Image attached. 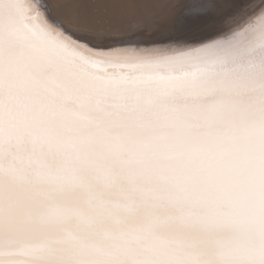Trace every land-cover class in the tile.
I'll use <instances>...</instances> for the list:
<instances>
[{
	"label": "snow or ice",
	"instance_id": "1",
	"mask_svg": "<svg viewBox=\"0 0 264 264\" xmlns=\"http://www.w3.org/2000/svg\"><path fill=\"white\" fill-rule=\"evenodd\" d=\"M176 6L0 0V264H264V242L160 243L151 212L102 230L134 206L118 170L141 131L209 102L264 122V0Z\"/></svg>",
	"mask_w": 264,
	"mask_h": 264
},
{
	"label": "clouds",
	"instance_id": "2",
	"mask_svg": "<svg viewBox=\"0 0 264 264\" xmlns=\"http://www.w3.org/2000/svg\"><path fill=\"white\" fill-rule=\"evenodd\" d=\"M120 160L119 187L132 193L134 206L102 230L134 229L151 212L165 219L157 229L163 244L204 239L242 250L264 242V122L244 108L209 102L195 114L155 122ZM72 199H80L78 191Z\"/></svg>",
	"mask_w": 264,
	"mask_h": 264
},
{
	"label": "rangeland",
	"instance_id": "3",
	"mask_svg": "<svg viewBox=\"0 0 264 264\" xmlns=\"http://www.w3.org/2000/svg\"><path fill=\"white\" fill-rule=\"evenodd\" d=\"M182 0H175L176 7L174 8H169L165 11V16L167 17V20H171L174 16L178 15L181 11L182 8L180 7Z\"/></svg>",
	"mask_w": 264,
	"mask_h": 264
}]
</instances>
